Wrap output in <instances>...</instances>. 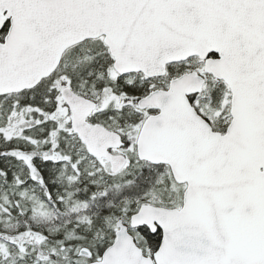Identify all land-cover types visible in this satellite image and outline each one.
Here are the masks:
<instances>
[{
	"label": "snow or ice",
	"instance_id": "snow-or-ice-1",
	"mask_svg": "<svg viewBox=\"0 0 264 264\" xmlns=\"http://www.w3.org/2000/svg\"><path fill=\"white\" fill-rule=\"evenodd\" d=\"M0 264H264V0H0Z\"/></svg>",
	"mask_w": 264,
	"mask_h": 264
}]
</instances>
